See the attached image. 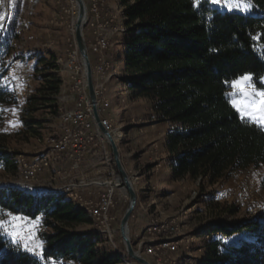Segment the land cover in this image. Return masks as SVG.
<instances>
[{
    "label": "trees",
    "instance_id": "1",
    "mask_svg": "<svg viewBox=\"0 0 264 264\" xmlns=\"http://www.w3.org/2000/svg\"><path fill=\"white\" fill-rule=\"evenodd\" d=\"M242 1L251 5L250 13L222 12L209 0H120L123 82L131 99L150 103L157 122L168 126L164 149L170 180L199 182L202 193L206 186L264 166V127L243 118L231 98L233 81L249 75L261 89L264 80V0ZM53 64L47 63L29 97L34 116L57 114L61 80ZM3 77L0 129L3 106L17 102ZM34 124L42 122L37 118ZM9 140L0 131V168L15 173L19 162ZM73 203L0 188V220H9L8 214L39 220L43 242L38 258L0 233V264H123L100 246L98 235L77 231L92 222ZM224 209L236 217L242 208L232 203ZM205 233L219 236L204 243L202 264H264V212L228 225L215 222ZM233 237L238 238L225 242Z\"/></svg>",
    "mask_w": 264,
    "mask_h": 264
},
{
    "label": "rangeland",
    "instance_id": "2",
    "mask_svg": "<svg viewBox=\"0 0 264 264\" xmlns=\"http://www.w3.org/2000/svg\"><path fill=\"white\" fill-rule=\"evenodd\" d=\"M209 1L214 8L222 12H251V5L242 0ZM16 2L18 4L16 14L0 29V75H4V86L15 93L17 102L3 106L5 122L0 131L10 138V149L17 154L19 169L15 173H8L0 168V188L13 187L35 196L54 195L72 202L66 195L59 193L58 195L48 189L56 188L62 191L81 180L87 184L96 180L97 176L92 178V173L87 171L89 166L76 171L68 163L53 166L51 163L50 168L40 169L34 174L31 168L47 157L49 148L46 144L47 138H57L61 135L60 109H72L79 98L75 89L73 71L69 69L70 54L74 50H77L81 62L75 40L77 6L74 0H17ZM84 2L87 7V21L83 33L89 49L96 92L104 96L98 97V109L102 120L108 122L110 131L118 142L122 163L138 195V205L129 222V236L134 249L154 264L153 258L144 254V246L150 243L151 238L144 237L149 228L159 226V222L165 224L174 222L172 229L177 233L175 236L184 239L181 251L174 257L176 264H202L206 252L204 243L219 236L216 234L209 237L205 233L210 225L215 222L228 225L235 219L245 220L248 215L264 212V166L251 167L235 174L227 181H221L212 187L206 186L204 193L201 192L199 182L189 180L172 182L167 170L168 156L164 149L168 126L157 122L150 103L131 99L123 82L120 44L125 29L120 0H84ZM94 10L97 12L95 13ZM12 20L15 22L12 23ZM99 39H107L108 48L104 52L96 53L93 46ZM42 58L47 61L41 63L39 60ZM49 61L51 63L53 61V69L61 80L60 94L55 102L57 114L46 112L34 116L30 111L28 100L38 85V79L48 71ZM100 61L104 62L105 71L98 70ZM82 67L83 74L75 72V77H85L83 64ZM250 84L251 86L247 88L249 93L264 91V80L261 81L263 86L261 89L254 85L253 79ZM86 93L89 98L87 84ZM231 98L233 104H239L242 100L235 88ZM106 101L109 107L103 109L106 108ZM240 113L246 118L242 112ZM37 118L41 120L42 125L35 126ZM94 126L96 132V125ZM99 134L98 137L102 142L99 150L101 152L102 148L107 151L116 173L115 179L118 180L120 176L110 146L100 132ZM98 160L107 171L108 166L102 157ZM109 181H112V178H109ZM118 184L116 205L113 210L116 218L113 225L115 233L112 238L107 239L104 235H98L93 224L81 226L77 231L98 235L102 239L100 246L107 250L108 254L126 259L127 253L120 235V225L129 204V194L121 179L118 180ZM17 185L27 186L20 188ZM93 193L98 192L95 186L91 185L76 188L73 192L74 195L77 194L87 201L94 198ZM212 202L213 205H210ZM139 203L142 205L140 206ZM232 203L242 208L236 217L229 216L224 209L225 205L229 206ZM73 204L76 206L77 203ZM27 222L30 225L35 224V228H25L22 234L23 240L1 234L14 244L26 243L29 248L38 245V254L31 253L40 258L43 250V242L38 236L41 230L40 221L27 219ZM237 238H229L225 242ZM245 239L251 240L248 236H245Z\"/></svg>",
    "mask_w": 264,
    "mask_h": 264
},
{
    "label": "built area",
    "instance_id": "3",
    "mask_svg": "<svg viewBox=\"0 0 264 264\" xmlns=\"http://www.w3.org/2000/svg\"><path fill=\"white\" fill-rule=\"evenodd\" d=\"M6 0H0V29L2 28V19L4 13L6 12ZM96 13L97 11L94 10ZM89 20V19H88ZM94 52H104L107 50V39H99L93 46ZM70 59L73 65V80L75 83V89L79 94V98L75 103V106L72 109H69V132H64V145L61 146L59 150V164H70L73 170H80L82 168L93 165L94 160L99 159L97 153V140H94L92 137V132L87 129V122H94L92 115V108L89 101V98L86 93V82L85 77H75L74 59H79L77 50H74L70 54ZM100 65L99 71H105L104 62L98 64ZM107 70V69H106ZM98 97H104L98 94ZM108 103L106 101V108L108 109ZM103 124L107 127V121L102 120ZM108 128V127H107ZM110 130V129H109ZM50 148V141H49ZM48 148V149H49ZM33 174L37 173L38 170L43 169L41 161L34 165L31 168ZM97 179L85 183L84 180L76 183V185L68 186L67 188H81L84 186H95V189L98 193H93L94 198L90 199L92 204H96V208L100 210L101 215L103 216V221H105V226L110 229H113L111 226V212H108V203H110V192L115 190L113 185V175L108 172L95 170ZM109 178H112V181H109ZM172 225H175L174 222L171 224H165L159 222V227L156 230H150L144 238H151V243L153 245V240L155 238H162L161 247H153V252L156 256L160 257L162 264H170L171 260L177 255L178 247L173 246V237H165L162 235V228H171ZM177 234L173 232V235Z\"/></svg>",
    "mask_w": 264,
    "mask_h": 264
},
{
    "label": "bare ground",
    "instance_id": "4",
    "mask_svg": "<svg viewBox=\"0 0 264 264\" xmlns=\"http://www.w3.org/2000/svg\"><path fill=\"white\" fill-rule=\"evenodd\" d=\"M16 1L17 0H6L8 4H6V12L4 13V16L2 19V27H4L8 23L9 19L16 14V7L14 6L16 4ZM107 48H108V42H107ZM70 64L71 65H69V69L73 71L72 62H70ZM74 67H76L75 72L77 74H83V67L79 59L74 60ZM98 106H99V100H98ZM60 111L62 112L61 113V124H60V129H61L60 134L61 135L57 138L55 137L47 138L46 144L49 146V141H50V148H49L50 151L48 149V154L46 155L47 157L41 160L43 168H50V165L51 163L53 164V161L54 162L59 161V150L61 146L64 145V132H69V110L61 108ZM94 124H95L94 122H87V129L92 132L93 139L97 140V145H98L97 151L99 152V156L102 157V160L108 166L106 172H108L109 174H114L113 175V185L115 186V190H111L110 203H108V212H111V226L114 227L113 225L115 223L116 218L113 215V210L116 205V200H115L116 199V188H118L119 186L118 180H120V178H118V180L115 179L116 173L108 158L107 151L102 150V148H101V152L99 150V148L101 147L100 143L102 142L98 137V135L100 134L97 128L95 132ZM107 127L108 129H110L108 122H107ZM26 186L27 185H17V187H20V188H23ZM72 198L74 202H76L77 205H79L78 206L79 208H82L88 213V216L91 219L93 226L97 229L96 233H98V235H104V237H106L107 239H111L112 235L115 233V230L114 228L110 229L107 226H105V221H103V216L101 215L100 210L96 208V204H92L91 202L85 204L84 202H82L81 198L77 194L74 195L73 192H72ZM158 227L159 226L150 227L149 231L156 230ZM173 232H174L173 229L162 228V235L165 237H173V246H179L178 253H177L179 254V252L181 251V244L184 242V239H180V236H175V234L173 235ZM161 246H162V238H155L153 240V245L150 241L149 244L144 246L145 248L144 254H147L150 257H152L154 264H162V262L160 261V257L156 256L155 252H153V247H161ZM119 258L123 262V264H135L133 260L127 258V256H126V259L124 257H119ZM170 264H176L174 258L173 260H171Z\"/></svg>",
    "mask_w": 264,
    "mask_h": 264
},
{
    "label": "water",
    "instance_id": "5",
    "mask_svg": "<svg viewBox=\"0 0 264 264\" xmlns=\"http://www.w3.org/2000/svg\"><path fill=\"white\" fill-rule=\"evenodd\" d=\"M77 6V14L75 19V40L77 48L80 54L81 62L85 69V78L87 89L89 93L90 104L92 108L93 120L96 128L99 130L101 135L106 139L108 145L110 146L112 157L115 163V167L118 171L122 184L129 194V204L127 210L122 218L120 225V235L122 241L126 248L127 256L132 259L137 264H151L147 259H145L139 251L134 249L129 236V222L136 210L138 205V195L134 183L131 181L127 170L125 169L122 160L121 153L119 149L118 142L116 141L113 132L110 131L102 121L100 112L98 109V99L96 87L94 84L93 70L89 56V49L84 37V28L87 21V7L84 0H74Z\"/></svg>",
    "mask_w": 264,
    "mask_h": 264
},
{
    "label": "snow or ice",
    "instance_id": "6",
    "mask_svg": "<svg viewBox=\"0 0 264 264\" xmlns=\"http://www.w3.org/2000/svg\"><path fill=\"white\" fill-rule=\"evenodd\" d=\"M250 82L251 76L245 75L231 83V87L237 89L239 95L242 97L241 102L234 104V107L237 108V111L242 112L248 120L264 126V91L249 93L247 88L251 86ZM8 215L11 217L10 220H0V233L19 237L23 240L24 237L22 234L24 229L28 227L35 228V224L30 225L27 222V218L15 217L11 216V214ZM22 246L26 251L38 254V245L29 248L25 243Z\"/></svg>",
    "mask_w": 264,
    "mask_h": 264
},
{
    "label": "crops",
    "instance_id": "7",
    "mask_svg": "<svg viewBox=\"0 0 264 264\" xmlns=\"http://www.w3.org/2000/svg\"><path fill=\"white\" fill-rule=\"evenodd\" d=\"M17 3V2H16ZM17 5L18 4H16V9H17ZM97 153H98V155H99V152L97 151ZM100 157V156H99ZM54 164H59V161H57V162H53V164H52V166L54 165ZM103 164L102 163H100V161L96 158L95 160H94V164H93V167L91 166V165H89V168H88V172H90V173H92V178H95V174H96V169H99V170H104L105 171V169H103L104 168V166H102ZM51 166V167H52ZM106 172V171H105ZM45 190H46V188H44ZM74 189H76V188H65V189H62V191H61V189L59 190V189H56V188H50V189H48V191H52V192H55V193H59V194H61V195H66L72 202H74V200H73V198H72V192H74ZM58 194V195H59ZM80 197V196H79ZM81 198V197H80ZM81 200H82V202H84L85 204L86 203H89V202H91L90 200H83L82 198H81ZM75 204H76V202H74ZM140 204V206L142 205L141 203H139ZM77 205V204H76Z\"/></svg>",
    "mask_w": 264,
    "mask_h": 264
}]
</instances>
